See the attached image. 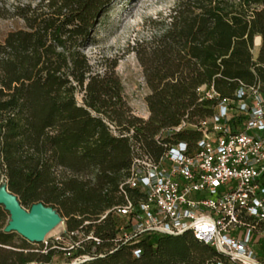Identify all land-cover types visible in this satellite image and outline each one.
I'll list each match as a JSON object with an SVG mask.
<instances>
[{
    "label": "trees",
    "instance_id": "1",
    "mask_svg": "<svg viewBox=\"0 0 264 264\" xmlns=\"http://www.w3.org/2000/svg\"><path fill=\"white\" fill-rule=\"evenodd\" d=\"M16 1L0 0V17L25 23L0 41V180L24 208L42 203L57 211L69 233L94 232L113 246L122 221L101 216L123 203L120 186L133 146L159 159L166 144H195L201 133L193 129L157 136L186 117L215 113L217 99H203L198 88L213 85L220 98H233L241 83H261L264 99V0H180L161 21L160 35L134 45L150 90L147 120L125 98L118 61L95 71L83 52L117 0ZM8 215L0 204V264H52L63 253L60 245L45 253L44 245L36 251L26 239L17 244V235L5 231ZM256 251L264 263V240ZM220 260L191 233H147L83 264Z\"/></svg>",
    "mask_w": 264,
    "mask_h": 264
},
{
    "label": "built area",
    "instance_id": "2",
    "mask_svg": "<svg viewBox=\"0 0 264 264\" xmlns=\"http://www.w3.org/2000/svg\"><path fill=\"white\" fill-rule=\"evenodd\" d=\"M257 39L255 47L259 48ZM197 92L203 99H217L215 113L194 121L186 117L179 126L157 136L159 140L193 129L201 133L195 144H166L159 159L133 146L132 164L120 186L123 203L101 216L104 220L111 214L122 221L113 246L106 247L105 240L94 232L69 233L63 221L60 235L47 236L42 243L45 253L50 246L60 245L63 251L52 264H83L147 233H191L223 256L224 260L212 264H264L256 251L264 240L261 83H241L233 98H220L213 85ZM110 128L118 135L114 125ZM133 253L140 256L138 249Z\"/></svg>",
    "mask_w": 264,
    "mask_h": 264
},
{
    "label": "rangeland",
    "instance_id": "3",
    "mask_svg": "<svg viewBox=\"0 0 264 264\" xmlns=\"http://www.w3.org/2000/svg\"><path fill=\"white\" fill-rule=\"evenodd\" d=\"M180 0H117L112 6L110 12L102 19L97 28V34L94 44L86 47L83 52L95 67V71L102 72V64L110 63L113 60L118 61L116 69L123 85L125 98L133 110V113L145 120L149 118V108L146 102L150 90L147 86L144 68L138 57V53L133 49L137 42H147L162 32L161 21L166 18L170 11L179 3ZM23 0L22 4H27ZM9 5H16V0H8ZM25 23L18 18L0 17V41H3L7 35L19 29H24ZM258 40V39H257ZM258 53V48L255 54ZM80 102L81 96H78ZM6 183L0 180V187ZM29 210V209H27ZM7 224L11 221L8 212ZM67 228V220L63 218ZM63 231V226H58L48 236L55 237ZM17 235V244L25 239ZM36 250H42V243H30ZM55 260L54 262H56Z\"/></svg>",
    "mask_w": 264,
    "mask_h": 264
},
{
    "label": "water",
    "instance_id": "4",
    "mask_svg": "<svg viewBox=\"0 0 264 264\" xmlns=\"http://www.w3.org/2000/svg\"><path fill=\"white\" fill-rule=\"evenodd\" d=\"M0 204L11 216L5 231L17 233L30 243H43L44 239L64 221L57 211L42 203L27 210L9 191L6 183L0 187Z\"/></svg>",
    "mask_w": 264,
    "mask_h": 264
},
{
    "label": "crops",
    "instance_id": "5",
    "mask_svg": "<svg viewBox=\"0 0 264 264\" xmlns=\"http://www.w3.org/2000/svg\"><path fill=\"white\" fill-rule=\"evenodd\" d=\"M258 42H261V41H260V38H258V40H257V43H258ZM148 117H150V114H149V116H148ZM147 119H148V118H147Z\"/></svg>",
    "mask_w": 264,
    "mask_h": 264
}]
</instances>
